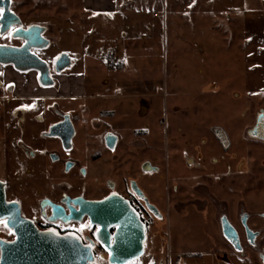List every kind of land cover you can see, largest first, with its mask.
Wrapping results in <instances>:
<instances>
[{"label":"rangeland","instance_id":"obj_1","mask_svg":"<svg viewBox=\"0 0 264 264\" xmlns=\"http://www.w3.org/2000/svg\"><path fill=\"white\" fill-rule=\"evenodd\" d=\"M27 1L43 18L58 21L62 49L72 51L75 45L78 50L71 54L75 77L69 93L75 97L71 110L76 118L82 122L96 117L95 109L104 105L117 110L115 121L123 125L126 141H131L135 128L148 133L138 134V160L147 156L142 149L149 144L153 166L158 168L152 197L162 219L155 218L150 224L143 255L127 264H262L252 251L242 256L232 253L218 232L215 210L221 205L233 214L236 200L243 195L237 191L241 179L233 187L234 193L225 189L227 176L213 184L214 176L225 174L229 155L216 144L211 128L218 127L230 137L234 143L231 151L237 152L234 167L239 166L237 162L246 155L238 142L244 140L243 131L253 112L264 105L263 1L166 0L170 11L166 28L157 31L159 75L153 89L135 87L139 93L132 99L122 97L125 91L117 84L114 62H109L106 70L98 60V50L91 57L81 53L84 40L89 44L91 38L96 41L90 47L94 52L101 35L98 22L81 14V0ZM138 1L142 5L146 0ZM114 95L118 97L112 98ZM4 118L10 119L7 111ZM15 133L21 134L20 129ZM128 159L123 158V168ZM44 175L23 178L29 186L13 194L26 199L31 189L34 200H39L54 177L58 182L76 185L92 182L91 176L82 181L72 176L57 179L52 172ZM200 184L208 194L213 193L218 206L211 203L210 195L202 193ZM175 185L177 189L173 190ZM89 194L98 195L92 189ZM246 196L261 202L264 185ZM228 200L232 201L229 207ZM108 258V254H97L95 262L109 264Z\"/></svg>","mask_w":264,"mask_h":264},{"label":"flooded vegetation","instance_id":"obj_2","mask_svg":"<svg viewBox=\"0 0 264 264\" xmlns=\"http://www.w3.org/2000/svg\"><path fill=\"white\" fill-rule=\"evenodd\" d=\"M0 9H3L0 46L7 48L3 59L10 62L0 64V183L4 203H16L21 218L50 239L76 236L84 246L91 245L92 264H98L95 255H109V251L96 240L100 227L91 223L87 214L76 215L79 206L75 201L98 202L116 195L128 202L144 224L145 250L150 224L155 218L162 219L152 197L153 178L158 168L153 166L149 144L142 149L147 151V156L138 160V134L148 133L135 128L131 141H126L128 135L124 134L123 125L115 121L117 110L104 105L95 109L96 117L80 122L71 110L75 97L69 94L74 82V61L69 49L59 46L58 21L37 14L39 9L30 7L27 0H0ZM115 97L118 95L112 98ZM6 111L10 119L4 118ZM18 128L21 134L15 133ZM211 134L222 152L229 155L225 174L214 176L213 184L221 183L227 176L225 189L234 193L233 187L241 179L237 191L243 195V199L236 200L233 214L221 205L220 210H215L213 217H216L218 232L232 253L242 256L252 251L264 264V198L255 202L246 196L252 189L264 185V151H252V148H264V105L253 112L243 131L244 140L238 142L246 155L237 162L239 166L234 167L237 152L231 151L234 143L230 137L218 127H212ZM126 157L129 159L123 168ZM50 172L57 179L72 176L88 181L91 176L92 182L76 185L58 182L54 177L39 200H34L31 189L26 199L13 194L29 186L23 178ZM199 187L218 206L213 193L208 194L201 184ZM91 189L98 195H90ZM172 189L176 190V185ZM231 202L227 201L228 207ZM0 220L7 221V218ZM222 221H227L235 230L239 251L223 236ZM113 231L110 229L109 233ZM16 238L9 225H0V258L1 244L13 243ZM46 245L52 246V240Z\"/></svg>","mask_w":264,"mask_h":264},{"label":"water","instance_id":"obj_3","mask_svg":"<svg viewBox=\"0 0 264 264\" xmlns=\"http://www.w3.org/2000/svg\"><path fill=\"white\" fill-rule=\"evenodd\" d=\"M263 8H264V0ZM6 47L0 46V64L10 63L3 59ZM66 56V55H64ZM79 212L87 214L91 223L100 227L96 234L97 242L109 251V264H127L144 253L145 230L138 214L123 198L113 195L98 202L76 200ZM157 213L156 208L151 207ZM7 218L8 225L17 238L13 243L1 244L0 264H92L94 257L90 247L84 246L80 239H50L38 232L31 222L21 218L16 203H4V192L0 183V219ZM76 218H78L76 216ZM114 229L110 234L109 230ZM228 231V232H227ZM223 236L239 251L237 234L227 221H222ZM52 240L53 245L46 243ZM264 262V259H263Z\"/></svg>","mask_w":264,"mask_h":264},{"label":"crops","instance_id":"obj_4","mask_svg":"<svg viewBox=\"0 0 264 264\" xmlns=\"http://www.w3.org/2000/svg\"><path fill=\"white\" fill-rule=\"evenodd\" d=\"M165 1L146 0L140 5L138 0H81V14L89 21H97L101 33L97 49L94 52L90 49L92 42H96L91 38L89 44L86 43L88 40H84L81 53L85 57H91L98 50V60L106 70L109 62L115 63L114 73L119 80L118 86L121 85V89L125 91L122 92L124 98L137 97L139 92L135 87L144 85L154 88L161 63V51H157L160 48L157 31L166 28L170 13ZM76 50L74 45L70 54H75ZM163 50L166 62V42ZM73 75L75 77L74 73ZM70 86L73 88L74 82ZM155 95L156 93L152 96Z\"/></svg>","mask_w":264,"mask_h":264},{"label":"snow or ice","instance_id":"obj_5","mask_svg":"<svg viewBox=\"0 0 264 264\" xmlns=\"http://www.w3.org/2000/svg\"><path fill=\"white\" fill-rule=\"evenodd\" d=\"M3 12V9H0V13ZM19 31V30H16ZM0 225H3L4 227H8V222L4 221V220H0ZM89 247H91V245H89Z\"/></svg>","mask_w":264,"mask_h":264}]
</instances>
